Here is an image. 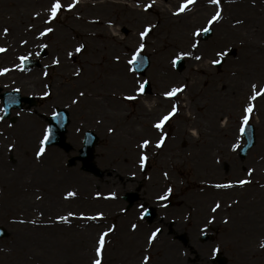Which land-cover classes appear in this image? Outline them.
<instances>
[{
  "label": "rangeland",
  "instance_id": "1",
  "mask_svg": "<svg viewBox=\"0 0 264 264\" xmlns=\"http://www.w3.org/2000/svg\"><path fill=\"white\" fill-rule=\"evenodd\" d=\"M63 2L64 0L61 5ZM227 2L229 0H221L219 5L224 15ZM52 3L44 7L47 13ZM6 4L0 10L18 7L13 3L8 6ZM247 6L259 10L247 11L243 8ZM216 7L212 10V14L215 13V9L217 10ZM65 11L64 6V9L52 19L51 27H65L69 19ZM118 15L120 16L119 11ZM209 19L196 22L197 29L205 27L212 29V34L207 39L202 38L203 31L198 35L201 44L198 56L200 58L205 56L209 70L213 74H223L227 65L235 66L240 63L239 55L242 47L237 43L224 42L214 47V50L226 51V56L218 57L212 52L203 53L201 46L209 45L215 34V28L207 24ZM227 20L235 26H246L254 32L256 38L264 39V0H248V3L242 4L236 13H232L230 17L227 16ZM118 31L124 37L123 41L127 43L126 45L130 46L140 42L134 37L135 30L128 23H123ZM5 44L6 41L0 36V46ZM143 44L145 47L141 52L149 56L151 64L143 75L134 71L140 78L136 81L135 88L138 87V82L149 81L151 92L146 94L137 92V94L152 97L156 92V85L151 75L154 57L148 48V43ZM42 49L35 54H31L28 49L16 52L18 59L20 57L38 59L39 67L25 71L22 69V62L17 61H12L10 67L14 70L18 69L17 71L23 74L42 73L43 79L45 78L44 80L50 83L38 87L31 85V88L25 91L19 82L7 80L9 72H0V86L5 90H17L22 96H33L39 100V104L30 110L13 111V115L17 117L14 123L2 118V103H0V226L8 232L7 236L0 238V264H92V261L97 258L95 249L98 246L99 235L109 228L112 231L105 237V246L101 256L102 264H219L213 261L218 252L224 254L227 259L226 264H240L237 260L239 257L247 259L243 264H264L257 260L258 256L249 258L245 245V241H248L250 248H257L258 239L263 234V230L258 229V223L264 220V150L257 147L260 142H264V113L249 114L248 121L256 126L257 139L246 158H241L239 155V150L244 143L242 127L245 122L242 117L245 113L235 119L229 115L220 120L223 122L230 119L226 132L221 138L225 143L224 147L217 155L223 158L226 154L228 157L232 155L231 160L235 159L240 163L242 173L238 176L230 174L231 160L227 165L223 159L217 161L218 158L214 163L219 170L213 169L214 171L208 173L197 174L196 155H191L196 149V145L190 139L194 136L191 132L192 128H188L186 134L181 133L179 128L180 123L184 125L182 118L184 114L182 113L180 118L177 116L170 118L165 122L162 130L153 135L146 130L147 127H151L152 123H156L168 113V107L145 108L142 114L139 113L141 109L135 108L129 102H124V105L117 103L112 106L110 104L106 108L110 113L109 116L96 110V114L93 113L90 117L82 114L84 110L81 109L85 108L71 106V104L62 105L61 107L66 108L71 117L67 134L71 149L66 151L59 146H49L45 148L43 155L37 157L36 152L39 151L40 141L44 138L41 134L46 132L48 125L45 116L59 107L47 104L51 99L50 94L44 99V96H47L44 93H48V89L50 92L53 91L51 82L54 78V70H47L45 66L43 67V63L54 54L49 48H45L47 54L42 56ZM234 49L236 54L232 55L231 50ZM132 51L129 53V60L135 52L134 48ZM79 58L80 56H77L69 60L74 66H79ZM181 58L185 62L184 69L178 70L176 64L173 68L179 75L185 76L189 74L188 61L185 56ZM214 59L224 60L220 68L212 63ZM258 59L260 66L263 65L264 50ZM199 62L200 59L196 61L197 64ZM4 68L8 69L7 63L0 60V70ZM131 69H134L133 65ZM259 73L258 83L264 85V73ZM165 90L164 87L159 88L160 92ZM182 94H180V99H182ZM117 111L121 113L130 111L129 114L124 115L122 125L118 124V118L114 120L111 118V112ZM136 119H140V123H137ZM134 122H136L135 125ZM126 126L134 128L138 131L137 133L146 131L141 136L136 134L133 138L129 139L127 136L125 139L123 128ZM110 128L113 132H106ZM90 129L94 130L100 138L96 146L95 162L104 171V178L84 172L80 163L72 166L68 163L69 158L78 155L84 133ZM164 132L166 133L163 134ZM212 133L215 134V129ZM163 136H166L165 141L157 147V142ZM144 140L150 141L144 149L127 151L125 157L118 158V147L123 145V142L142 144ZM201 142H203L202 139ZM142 154L147 157L148 161L146 171H143L140 163ZM171 154L173 156L167 158L173 159L178 155L177 157L183 163L176 161L166 166L160 165L161 159L162 164L166 155ZM252 168L261 170L263 175L257 173L255 178L258 182L250 190L248 187L245 191L246 204L243 212L245 222L243 225L239 228L226 227L231 222L226 219L222 220V214L218 216L216 211L207 214L208 211L205 210L204 214L199 215L196 208L214 206L217 200L223 202L220 206H230L235 203L233 202L235 199H239L235 203L239 204L243 200L240 193L227 194L225 192L222 197L215 195L221 190H232L238 185L237 179L247 177L248 171ZM152 180L159 181L160 185L152 188ZM229 181L235 185L228 188L215 187L217 184ZM169 188L171 192L168 193L167 198L158 199L164 196ZM213 190L216 191L215 195H213ZM129 191L140 192L141 199L132 208L127 209L123 195ZM198 191L209 195L199 199L197 198ZM68 192H74L75 196H67ZM110 193H115V196H110ZM181 202H186L191 206L188 212L180 206ZM148 204L157 208V217L152 222L141 216L144 207ZM69 212L74 215L68 216ZM81 213L84 215L81 216ZM97 213L103 215L95 220L88 219V217L96 216ZM59 216H68V219L61 221L57 219ZM134 224L136 228L132 227ZM157 228H162L164 232L160 230L156 238L149 242V236ZM209 230H213L211 231L212 240L202 241L200 239L202 232L209 233ZM182 231L187 234L188 241L176 239V235L183 233ZM261 247L264 248V246ZM239 249L242 251L241 254H239ZM145 256L149 257L148 261H144Z\"/></svg>",
  "mask_w": 264,
  "mask_h": 264
},
{
  "label": "bare ground",
  "instance_id": "2",
  "mask_svg": "<svg viewBox=\"0 0 264 264\" xmlns=\"http://www.w3.org/2000/svg\"><path fill=\"white\" fill-rule=\"evenodd\" d=\"M18 5L16 8L0 10V36L6 41V44L0 46L6 51L0 53V60L7 63L9 72L8 79L19 82L25 91L31 88L43 86L50 83L43 79L42 73H26L23 74L10 67L12 61H20L16 56V52L28 49L31 54L37 53L45 45L53 52V57L43 63L47 70H54V78L52 80L53 91L51 90V99L47 104L50 106L76 105L85 109L82 114L90 117L96 110H100L105 116L110 113L106 109L110 106L118 104L124 105L129 102L135 108L153 109L159 106L168 107L171 111L173 105L177 107V112L172 116L179 117L183 115L184 125L180 123V132L186 134L187 129L192 128L191 141L196 145V149L191 153L195 156V170L197 174L214 171L218 169L214 161L223 159L228 165L231 160L226 157L218 156L219 150L224 147L221 138L226 132L229 118L221 122V118L229 117L232 119L244 114V109L249 104L253 105L252 113H264V94L250 100L254 94L252 85H256L255 91H259L263 84L258 83L259 72L264 73V64L260 66V54L264 50V39H258L252 30L246 26H235L229 20L232 13H236L242 4L248 3V0H229L225 15L221 13V19L214 22L211 26L215 28L213 40L209 45L201 46V51L205 54L212 52L215 56L219 51H215L214 47L228 42L230 44L237 43L241 49L239 55V64L235 66H226L223 74H213L209 70L205 56L200 58L197 64L196 57L199 53L200 42L198 36L193 33L197 29V21H206L213 15L211 12L216 7L209 4L208 0H195V3L188 6V9L179 14H175L177 8L183 0H137L138 3H130L123 0H77L75 6L69 10L67 4L73 3V0H64L61 10L66 8V15L69 16L65 27H51L52 19H49L50 12L44 9L53 0H0V9L4 4ZM49 2V3H48ZM62 2V0H61ZM145 4H151V8L147 11L144 9ZM138 5V6H137ZM217 8V7H216ZM247 11L256 12L259 9L254 7H243ZM60 10V11H61ZM120 16L118 15V11ZM216 11V9H215ZM65 15V16H66ZM224 15V16H223ZM123 23H128L135 30L134 37L140 40L139 43H148V48L153 54L154 63L151 69V75L156 85L155 95H138L135 91V83L140 78L131 71V65L128 64L131 51L138 47L139 43L126 45L119 33V29ZM2 24V25H1ZM152 25V29L147 36L141 40L139 33L145 27ZM8 31L5 33L4 29ZM45 28H51L53 31L41 36L40 33ZM196 43L197 47L193 48L192 44ZM83 44L84 48L77 52L76 48ZM133 52V51H132ZM189 52L191 55L185 56L188 61L189 74L185 76L179 75L173 68V58L181 53ZM71 53L72 55H69ZM80 56L79 66H74L69 59ZM119 57V60L116 59ZM59 61L55 63L54 61ZM74 61V60H73ZM247 62V63H246ZM264 63V62H263ZM196 66V67H194ZM20 78L18 79V77ZM255 79H251V78ZM51 86V85H49ZM48 87V86H47ZM166 88L160 92L159 88ZM173 87L181 88L182 91L176 93L172 97H165L163 94L170 91ZM83 93V95H81ZM182 94L180 99V94ZM53 95V96H52ZM136 96L135 100H127V96ZM190 99H189V96ZM192 97V98H191ZM184 99V100H183ZM69 104V105H68ZM75 108V106H73ZM73 108V109H74ZM99 108V109H98ZM102 108V109H100ZM98 113V112H97ZM124 113L117 111L111 112V118H118V124H124ZM180 118V117H179ZM144 120V118H142ZM65 119L59 118L58 123H64ZM138 121V122H137ZM140 119H136L140 123ZM136 122L133 124L135 125ZM147 127L150 133L155 135L157 131L162 130L154 127ZM194 128V129H193ZM111 129V128H110ZM125 139L127 136L133 138L136 134L141 136L146 130L137 133L132 127L123 128ZM213 129L215 134L213 135ZM114 130V129H112ZM106 132H113L106 130ZM126 132V133H125ZM211 132V133H210ZM166 133V132H164ZM163 133V134H164ZM211 135V136H210ZM160 139V138H159ZM158 139V140H159ZM201 139L203 142H201ZM176 144V142H173ZM144 149L140 143L123 142L119 145L118 158L125 157L127 151ZM257 148L264 150V142H260ZM217 149V150H216ZM173 155H166L165 161L160 165H167L170 162L183 163L181 159L175 156L173 159L167 158ZM191 160V159H190ZM230 174L238 176L242 173L240 163L235 159L230 161ZM159 165V166H160ZM219 170V169H218ZM247 177H241L238 180H248L249 183L238 184L232 190H221L216 195L222 197L223 193H240L243 200L239 204H235L239 199L233 200L230 206H219L216 209L217 215L222 214L223 219L229 220L230 224L226 225L231 228H239L245 222L244 208L246 204L245 191L249 190L258 182L255 178L257 173L263 175L261 170L251 169L248 171ZM160 185L159 181L152 180L151 187L156 188ZM235 183H232V187ZM252 190V189H251ZM257 190V189H256ZM197 198L202 199L208 197V193L199 192ZM239 194V195H240ZM248 201V200H247ZM221 200L214 202V206ZM180 206L187 212L191 208L186 202H181ZM211 207L196 208L199 215L213 213ZM181 209V208H180ZM225 212V213H222ZM263 230V234L259 237L257 248H250L248 241H245L248 257L258 256L259 261L264 263V220L258 223V229ZM164 231H162L163 233ZM232 232L233 229H232ZM90 234V232H89ZM87 233V235H89ZM242 251L239 249V254ZM240 264L246 263L247 259L239 257Z\"/></svg>",
  "mask_w": 264,
  "mask_h": 264
},
{
  "label": "snow or ice",
  "instance_id": "3",
  "mask_svg": "<svg viewBox=\"0 0 264 264\" xmlns=\"http://www.w3.org/2000/svg\"><path fill=\"white\" fill-rule=\"evenodd\" d=\"M153 2H154V0H153ZM76 3H77V0H73V3L67 4V8L69 10H71L75 6ZM193 3H195V0H183V2L180 3V5L177 8V11H176V13H174V15L186 11L188 9V6L191 5V4H193ZM208 3L217 6V10L215 11V13L213 15H211L210 19L207 21V24L208 25H212L214 22H216V21H218V20L221 19V11L222 10L219 7V5L221 3V0H208ZM151 6H152L151 4H145L143 7H144L145 11H147V10H149L151 8ZM61 8H62V5H61L60 0H53V3L51 4L50 9H49V12H50L49 19L55 18L57 16L58 12L61 10ZM237 23H240V21H237ZM152 27H153L152 25H149V26L145 27V29L139 33V36H140V39L141 40H143L147 36V34L149 33V31L152 29ZM209 30L210 29L207 28V27L202 28V29H196L195 32L193 33V35L194 36H198L202 31L203 32H207ZM7 31H8V29L5 28L4 29V32L6 33ZM51 31H53V29H51V28H45L44 31L40 33V35L41 36H44L46 33L51 32ZM45 47H47V46L45 45ZM144 47H145V45L143 43H141L139 45V47L133 53L132 58L130 60H128V64L129 65H133V64H135L137 62V60L139 59V54H140L141 50ZM192 47L193 48L197 47V44L196 43H193L192 44ZM83 48H84V45L81 44V45H79L76 48V51L77 52H80ZM4 51H6V49L0 47V52H4ZM69 55H72V54L69 53ZM189 55H191V53H189V52H181V53L177 54L173 58L172 64L175 66L176 62L178 60H180L182 56H189ZM226 55H227V52L226 51H222V52L217 53V56L218 57H224ZM20 59H21V61H23V60H26L27 57H20ZM116 59L119 60V57H116ZM196 59L199 60L200 57L197 56ZM54 62L55 63H58L59 61L57 60V61H54ZM212 63L213 64H219V63H221V60L220 59H214L212 61ZM130 70L133 71V72L135 71V69H130ZM7 71H9V69H7V68H4V69L0 70V72H7ZM252 87H253V90H254V94L251 97H249L250 100H255L256 97L264 94V87H262L259 91H255L256 85H252ZM144 90H145L144 83H139L138 82V87L135 89V91L138 92V93H143ZM180 91H182V87L181 88L173 87L170 91L165 92L163 95L165 97H172L173 95H175L176 93H178ZM44 95H48V93L45 92ZM81 95H83V93H81ZM125 99H127V100H135V99H137V97L134 96V95L133 96H127V97H125ZM252 111H253V105L252 104H249L247 107H245V109H244L245 115L242 117V119H243V121L245 123H247V121L249 120V114H251ZM176 112H177V107L175 105H173L171 111H169L168 113H166L165 115H163L162 118L159 119L155 123L154 127L157 128V129H160L165 124V122L168 121ZM109 131H111V129H109ZM48 138H49L48 137V134L45 133L44 138L40 141L39 151L36 152V156L37 157H40L45 152L44 145H45V142L48 140ZM149 143H150V141L144 140L142 142L141 146L142 147H145ZM162 144H163V137H161V139L157 142V145L156 146L157 147H160ZM10 147H11V145H10ZM233 147H235V145ZM146 159H147V157L142 154L141 157H140V163H141L142 166H143L144 161ZM165 175H167V174H165ZM249 182L250 181L243 180V179L236 181V183L241 184V185L246 184V183H249ZM231 186H232V182L231 181H229L227 183H224V184H217V185H215V187H217V188H228V187H231ZM170 192H171V188L168 189V192H166L164 196L158 197V199H166L168 193H170ZM97 195H100V194L97 193ZM109 195L114 197L115 196V193H110ZM67 196H69V197L75 196V193L74 192H68L67 193ZM219 206H220L219 203H217L216 206L212 209V211L215 212L216 209L219 208ZM72 215H74V213H71V212L68 213V216H72ZM80 215L83 216L84 214L81 213ZM102 215H103L102 213H97L96 216L88 217V219L95 220V219H97L98 217H100ZM143 215H144V213L142 212L141 213V216L143 217ZM68 216H59V217H57V219L58 220H61V221H66L68 219ZM132 227L133 228H136V225L134 224V225H132ZM111 231H112V229L109 228L106 232H102L99 235V238H98V246L95 249L96 257L97 258L92 261V264H102L101 256H102V252H103V249H104V246H105V237ZM159 232H160V229H158V228L155 229L151 233V235L149 236V238H148L149 239V242H151L152 240H154ZM262 246H264V245H262ZM148 260H149V257L148 256H145L144 257V261H148Z\"/></svg>",
  "mask_w": 264,
  "mask_h": 264
},
{
  "label": "water",
  "instance_id": "4",
  "mask_svg": "<svg viewBox=\"0 0 264 264\" xmlns=\"http://www.w3.org/2000/svg\"><path fill=\"white\" fill-rule=\"evenodd\" d=\"M34 64L33 61H28L27 62V67H30ZM149 66V60L148 57L145 55H141L140 57V63L138 64V70L141 72H144L146 70V68ZM177 66L179 69H182L184 67V62L183 60H179L177 62ZM147 86H149V83L146 84ZM7 95V106H6V115H9V111L11 107H16V106H22L21 102L24 101H30L32 99L30 98H21L19 94L17 93H10V94H6ZM32 103V102H31ZM64 123L62 125L57 124L52 126V134H51V140L49 143H56V144H63L64 142ZM245 134H246V138H247V144L244 146V148L242 149V156H244L246 154V151L252 147V145L255 142V137H254V128L249 125L246 127L245 130ZM88 144H86V147L83 150V154L79 157L80 159L83 160L84 162V169L87 171H90L94 174H97L99 176L103 175L102 172H100V170H98V168H96L94 166L93 163L90 162L91 158H92V148L96 143V138H91L89 137V140L87 141ZM77 158H73L72 161H75ZM154 215V214H152ZM3 235H5V232L2 228H0V237H2Z\"/></svg>",
  "mask_w": 264,
  "mask_h": 264
}]
</instances>
